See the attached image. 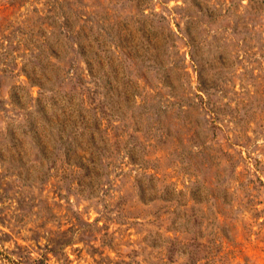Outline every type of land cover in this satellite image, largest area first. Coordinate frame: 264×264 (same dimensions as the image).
Wrapping results in <instances>:
<instances>
[{
    "label": "rangeland",
    "instance_id": "obj_1",
    "mask_svg": "<svg viewBox=\"0 0 264 264\" xmlns=\"http://www.w3.org/2000/svg\"><path fill=\"white\" fill-rule=\"evenodd\" d=\"M0 264H264V0H0Z\"/></svg>",
    "mask_w": 264,
    "mask_h": 264
},
{
    "label": "trees",
    "instance_id": "obj_2",
    "mask_svg": "<svg viewBox=\"0 0 264 264\" xmlns=\"http://www.w3.org/2000/svg\"><path fill=\"white\" fill-rule=\"evenodd\" d=\"M187 33L190 34L189 31H188ZM192 55H193V54H191V56H192ZM193 56H194V55H193ZM194 58H196V57H194ZM201 75H202V74H201L200 71H199V82H200V83H202V81H201V79H200V78H201Z\"/></svg>",
    "mask_w": 264,
    "mask_h": 264
}]
</instances>
